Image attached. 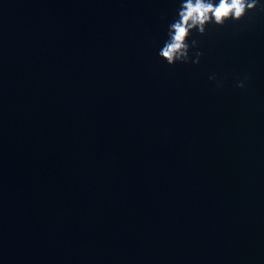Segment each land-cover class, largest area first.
<instances>
[{"label": "water", "instance_id": "1", "mask_svg": "<svg viewBox=\"0 0 264 264\" xmlns=\"http://www.w3.org/2000/svg\"><path fill=\"white\" fill-rule=\"evenodd\" d=\"M177 6L0 0V264H264V11Z\"/></svg>", "mask_w": 264, "mask_h": 264}, {"label": "clouds", "instance_id": "2", "mask_svg": "<svg viewBox=\"0 0 264 264\" xmlns=\"http://www.w3.org/2000/svg\"><path fill=\"white\" fill-rule=\"evenodd\" d=\"M253 10L264 11V0H178L156 54L169 66L198 64L202 53L194 33L202 36L209 25L222 27L228 21H239ZM208 79L215 80V74H210ZM216 83L219 87L220 81ZM236 87H244V79L237 80Z\"/></svg>", "mask_w": 264, "mask_h": 264}]
</instances>
